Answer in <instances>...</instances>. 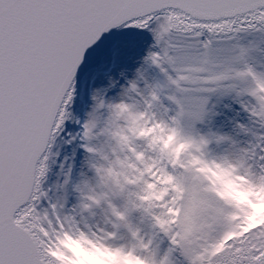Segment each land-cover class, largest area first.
Listing matches in <instances>:
<instances>
[{"label": "snow or ice", "instance_id": "6c2138e0", "mask_svg": "<svg viewBox=\"0 0 264 264\" xmlns=\"http://www.w3.org/2000/svg\"><path fill=\"white\" fill-rule=\"evenodd\" d=\"M0 264H264V0H0Z\"/></svg>", "mask_w": 264, "mask_h": 264}]
</instances>
